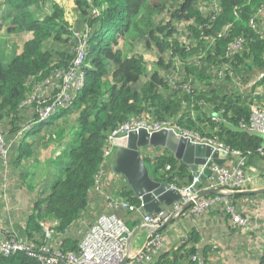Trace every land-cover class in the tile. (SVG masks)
Segmentation results:
<instances>
[{
  "label": "trees",
  "instance_id": "trees-1",
  "mask_svg": "<svg viewBox=\"0 0 264 264\" xmlns=\"http://www.w3.org/2000/svg\"><path fill=\"white\" fill-rule=\"evenodd\" d=\"M148 1L74 0L78 26L71 29L62 17V10L52 0H0V8H6V15L10 20L8 33L32 34L29 40L23 42L21 51L11 57L6 65H2L0 60V113L3 110L12 112L14 116L11 120L17 124L22 121L17 115L25 108L23 102L33 93L34 82L43 81L57 70H65L72 60L73 53L70 57L59 53V61L54 62L51 53L45 48L49 38L74 46L77 33L85 35L86 41L84 86L75 95L72 104L56 115L67 118L68 115L75 114L72 118L76 121V140L67 150V161L61 168L60 175L48 190L38 194L25 225L28 237L42 229L41 223L50 227L56 220L58 224L54 226V237H60L58 242L63 249L76 250L79 238L73 242L67 236L68 233L65 235V231L71 230L87 209L90 191L99 180L107 136L130 116L174 121L182 129L191 125L201 135L210 136L230 148L250 152V156L258 154L259 147L263 146L264 151V138L239 126L240 122L249 121L250 98L242 100L233 92H219L217 87L203 90L204 86H208L203 81L198 82L200 84L182 99L172 98L170 89L172 91L173 88L156 71L148 75L140 55L130 54L132 45L142 39V34L147 36L146 46L155 44L159 62H162L163 54H168L171 60L173 57L175 60L177 56L182 61H185L184 56L188 54H185L187 46L178 44L173 38L176 31L174 25L170 21H160L157 17L165 11L166 3ZM176 1L172 16L178 20L194 18L201 27L210 25L209 28L204 26L195 31L200 38L202 33L210 34L205 46L208 51L206 57L216 67H220V62L227 61L233 62L230 70L236 69L237 63L244 58H251L253 63H258L264 57V34L254 28L251 21L255 20V14L264 6V0H218L217 5L207 14H203L196 6L200 0ZM41 10L43 14L37 17L35 12ZM81 24L86 25L82 28ZM238 37L243 39L241 49L232 59H226L228 46ZM201 42L203 38L199 40ZM195 72L196 70L191 74ZM198 72L194 75L197 78ZM143 76H150V81L141 83ZM55 94L56 91L48 92L41 98V105L52 100ZM201 104L210 105L220 119L219 122L215 123L212 116L183 118L182 105H194V108H198L197 105ZM260 104L264 108L261 102ZM198 119L209 127L202 126ZM148 148L152 149L149 146L140 152ZM18 149H21V144H18ZM141 155L144 162L152 165L159 173L156 179H165L168 183L179 186L192 180L188 167L165 149L152 160ZM166 165L172 167L171 176L170 171L162 172ZM110 194L112 193L106 195ZM236 194L243 195L240 192ZM118 195L135 207L142 205L129 188L118 192ZM231 196L228 193L224 197L228 201ZM225 213L228 214L229 211L225 210ZM162 231L163 229L158 233ZM40 241L30 242L39 244ZM197 241L198 234L191 231L176 250L162 253L156 264H206L203 250L196 244ZM193 256H196L195 260ZM0 264L42 263L24 253L16 252L0 255ZM261 264H264V256Z\"/></svg>",
  "mask_w": 264,
  "mask_h": 264
},
{
  "label": "crops",
  "instance_id": "crops-1",
  "mask_svg": "<svg viewBox=\"0 0 264 264\" xmlns=\"http://www.w3.org/2000/svg\"><path fill=\"white\" fill-rule=\"evenodd\" d=\"M52 1L58 5L62 12H64V4L69 5L71 12L76 5L74 0H64L63 5L58 3L59 0ZM1 20L2 23L9 26L10 20L7 18L6 8L3 9ZM255 23L256 27L264 34V8L258 10L255 14ZM8 61L6 63L2 62V65H6ZM234 70L237 71L234 77L237 80L220 78V81L215 84L218 91L228 94L233 92L239 95L242 100L256 95L264 106V57L258 63H253L251 58H244L243 61L237 63ZM205 89L212 90L213 87L204 86L203 90ZM197 106L198 108H194V105H182L183 118H190V116L195 118L202 116L217 117L210 105L201 104ZM6 113L7 115H5ZM9 113L7 110L0 113V126L6 135L4 138L7 141L14 138L17 130L22 127L27 119L36 117V113L30 115L29 111L22 109L21 113L17 115L22 121L17 124L11 120L14 114L11 112L12 116H8L11 115ZM54 117L37 125L32 131H28L19 142L21 144L20 150L18 145L10 149L7 157L8 165L5 170L0 162V238L15 235L19 239L27 240L29 238L28 241L34 242L43 238L44 232L42 229L28 237L25 225L39 192L49 189L60 175L61 168L67 161V155H60L57 148L60 139L50 138L55 143L53 147L48 144L50 140L46 139L41 142L44 136L41 138L38 136L39 132H42L53 122L64 118L63 116ZM171 123L173 126H177V122L171 121ZM198 123L204 127H209L207 123H202L199 119ZM157 150L158 153L164 152L161 147H152V149L145 150L144 154L148 151ZM55 162H58L57 165L55 164L57 169L54 167ZM110 166L112 169V165ZM151 167L153 170L151 175L154 178L159 176L157 170L152 165ZM244 169L248 175L257 173V179L255 184L252 186L247 185L242 190L264 188V176H262L264 175V158L261 155L247 156ZM189 172L191 174L190 170ZM115 174L113 170H105L100 173L95 188L90 191L87 209L71 230L74 232L78 226L81 228L84 224L83 232L95 220L98 213L115 212L124 221L130 232L123 254L125 262L156 264L160 254L153 249L142 252L150 231L140 224V219L135 214H129L121 209H111L108 205L107 193L121 192L123 189L129 188L125 179L121 175ZM112 176H114L113 180ZM231 195L228 201L218 203L213 208L205 209L200 214L195 215L188 208L175 217L160 233L161 254L176 250L185 235L188 236L191 231H195L198 234L196 244L203 250L206 264H261L264 256V194L238 195L234 193ZM231 204H233V207ZM227 205H230L247 219L248 226L246 228L232 225L231 217L225 213ZM171 209L172 206H170ZM58 240L53 237L51 243L60 245Z\"/></svg>",
  "mask_w": 264,
  "mask_h": 264
},
{
  "label": "built area",
  "instance_id": "built-area-1",
  "mask_svg": "<svg viewBox=\"0 0 264 264\" xmlns=\"http://www.w3.org/2000/svg\"><path fill=\"white\" fill-rule=\"evenodd\" d=\"M262 8L263 7H261L260 10ZM251 21L252 26L258 29L255 20ZM258 31L260 32L259 29ZM75 35L76 42L72 49L73 57L69 66L65 70H57L43 81L37 82L33 93L23 102V106L34 103V101L40 105L36 117L18 129L11 141H7L0 134V162L4 170L8 165L7 157L10 149L18 145L22 137L28 131L41 123L47 122L59 112L66 110L72 104L75 95L83 88L85 83L83 65L86 58V41L85 35ZM242 44L243 39L241 37L232 41L226 50L225 58L229 60L232 59V56L239 52ZM50 91H56L54 98L48 103L41 105V98ZM249 98L251 100L249 121L247 123L240 122L239 126L248 132H253L264 138V108L258 101L256 95H252ZM212 119L215 123L220 120L218 117L213 116ZM141 128L146 129L148 132L158 131L163 128H172L175 132L188 137L194 142L211 146L212 151L223 150L226 158L222 165L211 164L209 166L210 175L193 189H191V187L197 182L198 177H192V180L183 186L170 183L171 186L178 188L181 192V198L171 205V210L169 206L163 207L158 213H144L142 205L140 207L131 205L128 201L121 198L118 192L106 195L108 205L111 209H121L135 214V216L140 219V224L150 231L151 234L147 238L142 252L153 249L161 255V251H157L158 247L160 249L158 245L160 243V234L157 229L168 217H177L181 207L187 202L192 203L189 208L195 215L202 213L205 209H209L221 201L226 202V198L224 197L226 194L240 191L247 185L252 186L255 184L257 173L248 175L246 171H243L246 157L249 156L250 152H242L238 149L230 148L223 142L217 141L210 136L201 135L200 133L173 126L170 121H157L145 117L134 116H130L107 136V143L103 148L101 169L103 166L107 165L108 160L110 162L112 161L113 147L111 145V140L119 135H126L131 131ZM257 152L264 157L263 146L259 147ZM153 153L148 151L145 152L144 156L154 157L162 154V152L158 153V150L153 151ZM210 157L211 156L206 160L210 159ZM171 170L172 167L166 165L165 171L162 172L167 173L170 171L171 176ZM201 172L202 170L199 171V173ZM100 173L98 174V178ZM246 174L249 178L245 176ZM165 176H167V174H165ZM248 182L250 183L248 184ZM209 189H217L218 191L215 194L199 197L200 193ZM227 209L234 227L246 228L248 226L247 219L235 214L230 205H227ZM41 225L43 226L44 235L39 244L21 240L14 235H11L9 238H0V255L4 256L21 252L29 257L37 259L42 264H122L124 261L123 254L130 232L124 221L113 212L98 214L96 216L95 220L79 238L76 250H65L60 245L52 244L51 240L55 236V225H51L50 227L44 226L42 223ZM68 231L70 230L66 229L65 235ZM67 236H70V234ZM185 239L186 235L180 243H183ZM192 258L195 260L196 256ZM123 264H132V262L126 261Z\"/></svg>",
  "mask_w": 264,
  "mask_h": 264
},
{
  "label": "rangeland",
  "instance_id": "rangeland-1",
  "mask_svg": "<svg viewBox=\"0 0 264 264\" xmlns=\"http://www.w3.org/2000/svg\"><path fill=\"white\" fill-rule=\"evenodd\" d=\"M149 2H155V3L165 2L166 3V7L164 8L165 11L162 14L157 15V17L160 21H163V20L170 21V23L174 25V28L176 29V31L173 34V38L176 39L178 44L180 45L183 44L185 45V47L187 46L185 54L187 53L188 54L184 56L185 61H182V59L181 60L178 59L177 56L175 57V60H174V57L171 60L169 59L168 54H163L161 58L162 62H159V60L157 59V55H156L157 51H156L155 44L153 43L152 44L153 46H150V47L146 46L145 38H147V36H144V34H142V39L136 41L132 45L130 54L132 52L133 55H140L143 61L145 62L148 75L151 72L156 71L159 77H161L163 81L168 83L169 87L171 86L173 88L172 90L173 92L170 89V95L173 94L171 95L172 98L182 99L185 94H188L189 92H191L192 89H194L198 84H200L198 82H201V81H203L204 83H207L208 86L210 87H215L216 82L220 81V78L235 79L234 76L236 75L235 73L237 71L234 69L230 70V66L233 64V62H227V61L220 62L219 61L220 67H216V65H214V63L209 58L206 57L208 51L205 50V46L207 44L210 34L204 35L203 33L202 34L200 33L203 38V42L199 43V40H202V38L197 37L196 31H195L196 29L200 30L205 25L201 27L199 24H196L194 18H190L189 20H178L177 18L172 16L171 13L174 11L176 7V3H177L176 0L175 1L173 0H149L148 3ZM217 2L218 0H200L197 2L196 6L198 7L199 10L202 11L203 14H207L208 11L212 10V8L217 5ZM58 3L63 5L64 0H59ZM171 3L173 6H171ZM3 9L4 8H0V17L2 15ZM63 9H64V12H62L63 13L62 17H64L66 22H68L69 27L71 29L74 27L77 28L78 23H76L77 21L75 22V20L77 19L76 5H75V8H72L73 13L69 10V5L67 4L63 5ZM75 11H76V15H75ZM169 11H170V14H168ZM35 14L37 17H39V15L43 14V12L41 10V11L35 12ZM0 23H1V27H0V57L1 59L0 60L1 62L6 63L11 57L16 55V53L20 52V50L22 49V42L28 39L29 37H31V33L27 32V33H20V34L18 33L10 34L8 33V29H7L8 24L2 23L1 18H0ZM84 25L86 24H81L80 26L84 28ZM205 27L209 28L210 25L205 26ZM140 28L143 29V27L141 26ZM136 34H139V33H136ZM64 37H67V35L64 34ZM49 39L50 40L46 42L45 48L51 53V59L54 62L59 61L58 60L59 53H64L65 55H68V57L71 56L73 45L71 44L69 45L68 42H63V41H57V40L52 41L53 40L52 38H49ZM121 43L122 41L120 42V45ZM128 47L129 46H127V48ZM190 67L196 70L195 74L197 73V71H199L198 72L199 77L201 76L202 78H199V77L197 78L196 76H194L195 74H191V72L195 70L192 71ZM196 79L199 81H195ZM235 80H237V78ZM145 81L146 82L150 81V76H143L141 83ZM36 83L37 82H34V85L32 86V88L35 87ZM194 83H196V85H194ZM167 91L169 92V90ZM24 107H25L23 108L24 111H29L30 114H32V113H37V111L40 108V105L37 102H35L32 105H24ZM9 114L11 115H8V116H12L11 112ZM5 115H7V113ZM73 116L68 115L67 118L64 117L59 121H55L51 125L46 127L42 132H39L38 133L39 138L44 136L42 137L41 142L48 139L50 140L48 144L54 147L55 143L50 138L53 137V138H56L57 140L60 139L61 141H59V146L57 147L58 151L60 152V155L61 154L67 155L68 148L74 144L73 143L74 139L76 140V134H75V122L76 121L72 118ZM30 119H32V117ZM30 119H27L24 123H27ZM184 129L187 131L200 133L199 131H195L191 127V125L186 126V128ZM1 130L2 128L0 129V131ZM0 134L3 137L6 136L4 134V131L0 132ZM140 154L144 155V152L141 151ZM148 159L152 160L153 157L152 156L151 158L148 157ZM224 159H226L225 156H224ZM112 160H113V153H112ZM57 163L58 162L54 163L55 168H56ZM146 164L151 169L150 173H152L153 170H152L151 165L149 163H146ZM107 165H108L107 167H105L106 165L102 167L101 172L105 170L112 171L111 166H110L112 165V161L110 162L108 160ZM245 176L249 178L247 174ZM113 177L114 176H112V180H113ZM249 183L250 182H248V184ZM213 207H215V205L212 206L211 208ZM233 210L235 214H237L239 217H242V218L244 217L234 208ZM103 213L104 212H100L98 214H103ZM113 213L116 215L115 212ZM57 224L58 223L56 220L52 222V225L56 226ZM44 226H47V225H44ZM41 227L43 230L42 225ZM83 227H84V224H82L81 228L78 226L76 230H74V232L72 230L68 231V234H70L69 238L72 237L71 239L73 242H75L77 238L81 237V235L84 232V231L82 232ZM58 239H60V237L56 238V240ZM158 245L161 246L160 243ZM157 251L160 252L162 250H160L158 247Z\"/></svg>",
  "mask_w": 264,
  "mask_h": 264
},
{
  "label": "water",
  "instance_id": "water-1",
  "mask_svg": "<svg viewBox=\"0 0 264 264\" xmlns=\"http://www.w3.org/2000/svg\"><path fill=\"white\" fill-rule=\"evenodd\" d=\"M111 145L113 147L112 170L125 179L133 195L140 199L142 210L145 213H158L163 207L171 206L181 198V192L178 188L171 186L167 180H159L151 175L150 169L140 154L141 149L149 146L161 147L172 154L176 160L184 163L191 171L192 177H198L191 189L197 187L210 175L209 166L211 164L222 165L225 161L223 150L212 151L211 146L194 142L172 128H163L153 132L141 128L126 135H119L111 140ZM209 156H211L210 159L206 160ZM200 170H202L201 173H199ZM217 191V189H209L200 193L199 197L215 194ZM237 192L264 194V188L240 190L229 194ZM191 205V202L184 204L178 215ZM173 220L174 217H168L157 231L167 227Z\"/></svg>",
  "mask_w": 264,
  "mask_h": 264
}]
</instances>
